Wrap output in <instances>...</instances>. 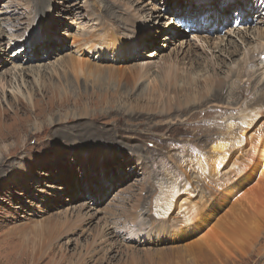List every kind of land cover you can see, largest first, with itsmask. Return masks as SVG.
Listing matches in <instances>:
<instances>
[{"label": "rangeland", "instance_id": "1", "mask_svg": "<svg viewBox=\"0 0 264 264\" xmlns=\"http://www.w3.org/2000/svg\"><path fill=\"white\" fill-rule=\"evenodd\" d=\"M260 35L264 0H0V264H264Z\"/></svg>", "mask_w": 264, "mask_h": 264}, {"label": "bare ground", "instance_id": "2", "mask_svg": "<svg viewBox=\"0 0 264 264\" xmlns=\"http://www.w3.org/2000/svg\"><path fill=\"white\" fill-rule=\"evenodd\" d=\"M240 11V12H239ZM239 11H236L235 13H236V18H239V17H242L243 15H241V14H239V13H241L242 11L241 10H239ZM239 12V13H238ZM185 15V14H184ZM188 17H190L189 15H187ZM191 18V17H190ZM132 19H133V14H128L124 19H123V21L124 22H126V23H130L131 21H132ZM192 19V18H191ZM138 24V23H137ZM117 28H119L118 26H117ZM101 33H103V31L101 32ZM260 34H263V32H260ZM260 37L263 39V36L262 35H260ZM111 38H113V40L115 41V40H117L118 39V36H117V34H113L112 36H111ZM263 41H264V39H263ZM88 46H89V49L90 48H92V50L90 51V52H97L98 51V49L96 48V47H99L98 45H97V43H95V42H89L88 44H87ZM95 48V49H94ZM261 63L262 64H264V56H263V59H261ZM79 65H80V61H78V67H79ZM139 67V66H138ZM146 67V66H145ZM214 67V66H213ZM140 68H142V67H140ZM168 68V67H167ZM166 68V69H167ZM215 68V67H214ZM245 65L243 64V65H241L238 69H236V71L231 75L232 77H234V78H231V80H239V81H241V78L243 77V76H245ZM79 70H80V67H79ZM137 70V69H136ZM135 69H133L132 70V72L130 73V76H127L123 81L126 83V84H128V83H132L131 85H133L134 86V84L133 83H137L136 81H138V79L142 76L143 77V75L144 74H142V73H139V71L137 70L136 71ZM135 71H136V73H135ZM142 71H144V70H142ZM146 71V70H145ZM141 72V71H140ZM169 72H170V69H169ZM250 72V71H249ZM249 72H247V74L248 75H250V74H254V73H249ZM89 74H91V72H89ZM195 74V73H194ZM217 74V73H216ZM180 75V74H179ZM215 75V74H214ZM194 76V75H193ZM196 76V75H195ZM94 77L96 78V80H100V81H102V80H104V79H106V78H112L113 77V75L112 74H108V75H105L104 73H102V74H94ZM176 77L177 76H175V75H171L170 74V77L168 78V82H167V87L169 86H173V85H175V83H171V82H173V80L172 79H176ZM192 78H194V77H192ZM185 79V78H184ZM184 81V80H183ZM187 81V80H186ZM193 81V80H192ZM205 81H206V86L204 85V87H206L205 88V92H203V93H198V94H193V95H190V93H184V97L182 98V100H180L179 98H178V95H179V93H181L180 91L179 92H176V91H173V92H175L174 94H173V97H175V99H172L170 96L168 97V99L165 101V103L167 102V103H169V104H164V106H165V108H166V111H170L173 107H172V101H171V99L172 100H175L174 101V103H176L175 105L177 106V108L178 109H180V108H182V105L183 104H185L186 106L188 105V104H190L191 102H193L194 100H196V101H199L200 99H202V98H205L206 97V95L209 93V91L211 90V88L212 87H214L215 86V88L216 87H219V84H220V82H221V80H216L215 78H205ZM124 82H122L123 84H124ZM165 82V80H162V85H163V83ZM190 82V81H189ZM177 84V83H176ZM187 84V83H186ZM191 84V83H190ZM129 85V84H128ZM130 85V86H131ZM136 85V84H135ZM124 86H125V84H124ZM181 86V85H180ZM194 86V85H193ZM168 87V88H169ZM246 90V92L245 93H242L241 92V90L239 89V91H237L238 92V94L239 95H246L247 93H248V91H249V87H247V86H243ZM242 87V88H243ZM129 88V87H128ZM250 88H252L251 86H250ZM198 89V88H197ZM130 90H132V89H130ZM176 90V89H175ZM217 90V89H216ZM164 91V90H163ZM222 91V90H221ZM123 92H125V91H123ZM122 92V93H123ZM189 92V91H188ZM139 93V92H138ZM195 93V92H194ZM183 95V94H182ZM195 95H198V96H195ZM177 96V97H176ZM235 96V95H234ZM216 98L217 97H220V93H217L216 94V96H215ZM238 97V96H237ZM63 99H65V98H63ZM143 99V98H142ZM150 100V99H149ZM64 102H66V99H65V101ZM139 103V102H138ZM143 106V105H142ZM145 108V107H144ZM187 108V107H186ZM186 108H182V109H186ZM189 108V107H188ZM151 109V108H150ZM154 109V108H153ZM144 110V109H143ZM152 110V109H151ZM174 110V109H173ZM189 109H187L186 111H188ZM145 111V110H144ZM184 111V110H183ZM191 111V110H190ZM189 111V112H190ZM151 112V111H150ZM154 112V111H153ZM171 112V111H170ZM172 113H173V111H172ZM187 113V112H186ZM186 120V119H185ZM259 144H257L253 149H250V150H252L254 153H255V155L257 156V159H259L260 158V160H261V163H259L258 165L256 164V171H254V174H255V176H254V179H256L257 177L259 178L258 179V181H260L262 184H264V140H261V141H259L258 142ZM223 148V147H222ZM221 150V149H220ZM190 207V206H189ZM196 207V206H195ZM170 208L167 206L166 208H164L163 209V212L161 213L162 215H164V216H166V214L168 213V210H169ZM188 210V209H187ZM192 215H194V216H196V218H199V215H198V211H195V210H193L191 213H185L184 214V219L185 220H189V219H191V217H192ZM172 218V217H171ZM200 220H202V219H200ZM200 220H198V221H200ZM164 221H167L165 218H164ZM198 221H194L195 223H198ZM186 223V222H185ZM171 224H173V225H171ZM166 225L168 226V225H171L172 227L174 226V221H172V222H167L166 223ZM199 226V225H198ZM197 226L195 227V228H189V226H186L185 227V235H188V234H190L191 232L193 233V232H195V231H197ZM14 232V231H13ZM9 233V232H8ZM196 233V232H195ZM13 234V233H12ZM194 234V233H193ZM7 235V234H6ZM173 236H174V239H180L181 237H183L184 235H183V233H182V231H178L177 230V233H174L173 234ZM5 238V237H4ZM3 239V238H2ZM10 240V239H9ZM203 243V242H202ZM202 243H200V242H198L197 243V247H196V250H192L191 252H190V254L192 255V254H195V255H198V256H200L202 259H203V261H204V263H202V264H208L209 263V261H212V260H214V262H212L213 264H217V262H218V260L219 261H225L226 259L224 258V256H223V254H222V252H221V250L220 249H218V248H211L210 249V246L211 245H207V244H202ZM174 252V251H173ZM22 254H24V253H22ZM59 255V254H58ZM57 255V256H58ZM28 257V256H27ZM197 257V256H196ZM25 259H26V257H25ZM57 260H58V262H57V264H64L65 263V261H66V257H65V255L63 254V253H61L60 255H59V257H57ZM107 260V259H106ZM30 261H31V263H30ZM30 261H29V263H27L26 262V260H21L20 262L21 263H26V264H37L36 263V261H35V254L33 255V258H31L30 259ZM200 263V262H199Z\"/></svg>", "mask_w": 264, "mask_h": 264}]
</instances>
